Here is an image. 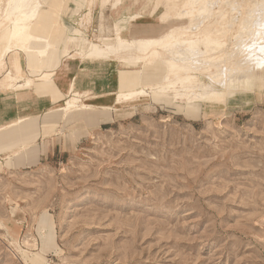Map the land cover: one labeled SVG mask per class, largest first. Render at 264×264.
Masks as SVG:
<instances>
[{
  "label": "rangeland",
  "instance_id": "1",
  "mask_svg": "<svg viewBox=\"0 0 264 264\" xmlns=\"http://www.w3.org/2000/svg\"><path fill=\"white\" fill-rule=\"evenodd\" d=\"M42 1L39 15L56 22L55 34L89 9L87 0L79 9L82 0ZM113 1L89 0L92 22L79 27L87 40L95 41L100 23L127 19L147 0L115 8ZM161 3L154 11L152 0L142 18L130 19L132 36L161 30V12L173 8ZM172 91L155 101L147 90L131 100V111H110L98 124L84 114L63 120L48 128L62 140L48 159L0 170V264H31L33 253L44 264H264V89L202 103L193 117L185 100L170 102ZM50 116L62 120L54 107ZM13 141L2 148L23 140ZM14 220L22 229L13 231ZM43 220L55 244L45 252Z\"/></svg>",
  "mask_w": 264,
  "mask_h": 264
},
{
  "label": "bare ground",
  "instance_id": "2",
  "mask_svg": "<svg viewBox=\"0 0 264 264\" xmlns=\"http://www.w3.org/2000/svg\"><path fill=\"white\" fill-rule=\"evenodd\" d=\"M121 1L116 0L115 6ZM131 1L132 5L140 2ZM151 1L141 4L138 13L114 22L116 36L113 46L99 48L88 41L79 29L85 17H81L73 29L65 25L58 27L55 34L56 22L49 19L50 16L39 15L38 11L44 3L42 0H0V89L53 90L50 95L54 102L57 99L54 95L59 92L53 88L56 84L53 74L60 65L61 57H68L71 50L75 52L71 58H98V61L117 58L121 59V66L129 68L162 63L165 66L163 77L148 89L160 92L172 88V104L178 105L176 100H185L195 111L201 108L202 103L211 104L220 100L222 103V98L230 100L237 94L264 89V80L255 79L256 75L264 74V0H169L173 8L161 12L160 19L166 24L161 25L160 31L152 36L128 39L130 19L142 18ZM161 5V0H155L153 10ZM161 8L164 9L163 6ZM126 10L129 11L130 7ZM175 13L186 21H172ZM66 29L69 35L63 31ZM121 31L123 35H120ZM15 51L23 53L30 76L13 63L7 67L6 60ZM72 91L69 89L65 94L67 99L54 107L60 111L64 121L74 116L82 118L84 114L82 120L87 122L88 116L97 111L109 114L104 109L84 108L90 104L89 100L76 106L78 94L73 91L72 95ZM144 92L142 88H136L129 96L139 97ZM50 112L52 108L47 110V113ZM36 119H19L1 128V144H6L19 132L33 134L32 125H35ZM13 146L18 148L11 152L8 160L29 148L31 143ZM41 225L46 229L41 236L42 252H45L46 245L53 241V232L47 221L43 220ZM28 260L31 264H44L40 253H33Z\"/></svg>",
  "mask_w": 264,
  "mask_h": 264
},
{
  "label": "crops",
  "instance_id": "3",
  "mask_svg": "<svg viewBox=\"0 0 264 264\" xmlns=\"http://www.w3.org/2000/svg\"><path fill=\"white\" fill-rule=\"evenodd\" d=\"M80 1V0H79ZM109 0H102L101 7H103ZM84 4V0L80 1ZM88 2V4H87ZM86 4L89 7L87 14L83 15L85 17L83 24H89L92 22V3L87 0ZM116 0L113 1V8H115ZM117 7V6H116ZM79 9V8H78ZM77 9V10H78ZM91 14L90 16H87ZM101 20V19H100ZM135 20H132L134 22ZM130 23V22H129ZM76 25V24H75ZM75 25L68 27L73 29ZM130 28V27H129ZM135 27L131 26L130 34L128 35L130 39L133 37L131 34ZM114 30V35H108ZM127 30H124V32ZM122 34V31L120 32ZM116 36V29L114 24L111 26H105L102 23L99 25L98 35L94 40H88L93 42L99 48L104 46H113L114 38ZM130 41V40H129ZM74 51L71 50L69 56H62L60 65L54 71L53 81L55 87L59 94L64 95L69 89H72L78 94V99L81 102L89 100L90 104H87L89 108L97 109L95 107L101 106V109L107 110L108 113L112 111L115 113L131 111L135 105L132 104L131 100L135 96H129V94L136 88H142L145 92L142 95H146L149 86L157 84L161 80L165 72V66L162 63H154L149 65H139L138 67L131 66H121V59L112 58L111 60L106 59V61H98V58L93 60H81L79 58H71L74 55ZM65 57V58H64ZM18 65L25 75L30 76V72L27 69V63L22 52L15 51L6 60L7 67H11V64ZM37 74V73H36ZM33 76V75H32ZM112 76H118L112 79ZM140 85H144L139 87ZM147 88V89H145ZM172 89V88H171ZM72 91V95L74 92ZM150 91V90H149ZM169 90H164L160 92L150 91L153 99L157 101L159 98L168 95ZM171 93V92H170ZM170 102H172L171 97H169ZM58 104H57V103ZM56 102H53V98L49 91L45 92L44 88L34 90L33 88H22V89H0V129L10 126V124L16 120L27 118V117H37L35 120V126L37 130L33 134L19 135L15 138L9 139V142L1 145L2 139H0V170L8 169V171L14 170V168H36L43 159H48L53 155L59 147H61V139L55 134L49 136L48 128L51 126H56L57 124H63V119L60 122L52 120L53 117L47 110L63 103V98H59ZM61 103V104H62ZM211 104H225L224 100L212 102ZM185 107V115L190 117L194 114V108L188 105L187 102L183 103ZM127 108L126 110H124ZM110 114V113H109ZM109 114H105L101 111L92 112L88 118L87 123L90 125L98 124L100 120L109 117ZM18 122H16L17 124ZM19 124V123H18ZM19 126V125H18ZM34 127V123H33ZM16 138H21L26 144L31 143V146L20 152L17 158L10 159L8 162V156L18 146H13L11 149H5L2 147H7L9 144L14 143ZM19 220V219H18ZM15 223L11 225L14 229L18 230L19 225L22 229V224L14 220ZM50 248H55V244L49 242L46 245V250Z\"/></svg>",
  "mask_w": 264,
  "mask_h": 264
}]
</instances>
